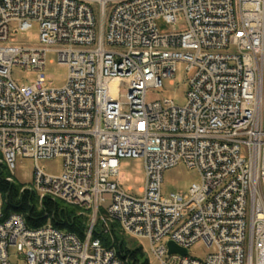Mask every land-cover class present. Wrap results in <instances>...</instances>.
<instances>
[{
    "label": "built area",
    "instance_id": "2783aa9c",
    "mask_svg": "<svg viewBox=\"0 0 264 264\" xmlns=\"http://www.w3.org/2000/svg\"><path fill=\"white\" fill-rule=\"evenodd\" d=\"M158 19L186 29L162 32ZM34 23L38 45L11 41ZM49 51L68 66L60 88L43 73ZM179 62L187 103L149 100ZM15 65L36 80L15 81ZM0 154L11 174L18 157L34 160L23 190L40 201L91 211L82 240L19 213L3 219L0 192V264H15L11 247L25 264H125L92 238L98 221L148 239L160 264H264V0H0ZM57 157L59 175L39 165ZM124 157L144 161L137 194L120 182ZM181 161L201 180L166 196L164 171ZM198 241L213 251L191 255Z\"/></svg>",
    "mask_w": 264,
    "mask_h": 264
},
{
    "label": "rangeland",
    "instance_id": "374dc122",
    "mask_svg": "<svg viewBox=\"0 0 264 264\" xmlns=\"http://www.w3.org/2000/svg\"><path fill=\"white\" fill-rule=\"evenodd\" d=\"M111 7H108V14ZM96 15L99 17L98 9ZM158 27L162 32L179 31L186 29V22L168 23L164 19L157 20ZM11 41L16 44L38 45L40 42L39 25L34 23L32 27L25 31L11 33ZM49 86L60 88L65 85L68 77V66L58 61L55 52L49 51L46 57V67L43 70ZM38 71L27 69L15 65L12 68V78L18 83H32L36 80ZM191 74L185 70V62H179L177 72L173 79L164 80L161 87H151L148 91L149 100H164L170 98L178 105H185L188 101L187 92L189 89V77ZM39 165L45 171L52 175H59L63 170L62 158L40 159ZM35 162L31 158L18 157L17 166L14 174H10L14 180L29 185L33 181ZM11 173V172H10ZM120 182L125 190L137 194L145 181L144 161L142 158L124 157L120 161ZM201 175L197 169L188 168L182 161L178 165L166 169L163 174L162 192L169 196L172 192H188L193 183L200 182ZM131 189V190H130ZM23 190V188H22ZM132 245L136 244L143 247L146 258L150 264H160V260L153 252L150 241L146 238H137L129 236ZM169 236L164 241L167 242ZM159 244H156L157 247ZM11 260L15 264H25L24 259L19 255L16 247H11ZM213 248L208 247L203 241L196 242L189 250V253L195 257H206Z\"/></svg>",
    "mask_w": 264,
    "mask_h": 264
},
{
    "label": "trees",
    "instance_id": "16d2710c",
    "mask_svg": "<svg viewBox=\"0 0 264 264\" xmlns=\"http://www.w3.org/2000/svg\"><path fill=\"white\" fill-rule=\"evenodd\" d=\"M10 174L7 165L0 161V192L4 198L3 219L12 213H19L24 216L27 225L31 228L50 223L85 240L91 211L51 197H45L40 201L37 191L29 188L22 190L25 184L17 180H9ZM101 212H105V209L101 208ZM92 238L100 239L105 246L114 248L125 264H150L143 247L132 245L130 238L117 221L112 223L109 232L105 231L98 221L94 226Z\"/></svg>",
    "mask_w": 264,
    "mask_h": 264
},
{
    "label": "water",
    "instance_id": "95a60500",
    "mask_svg": "<svg viewBox=\"0 0 264 264\" xmlns=\"http://www.w3.org/2000/svg\"><path fill=\"white\" fill-rule=\"evenodd\" d=\"M169 246H170V249L171 251H180L182 253H186V249L185 248H180L178 247L174 242L170 241L169 242Z\"/></svg>",
    "mask_w": 264,
    "mask_h": 264
}]
</instances>
